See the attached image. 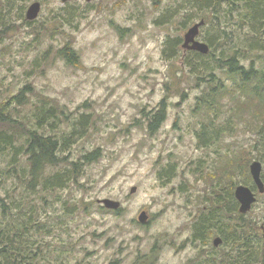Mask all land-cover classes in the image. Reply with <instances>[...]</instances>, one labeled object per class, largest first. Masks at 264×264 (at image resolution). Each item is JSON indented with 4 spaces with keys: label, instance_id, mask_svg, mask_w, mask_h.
Returning a JSON list of instances; mask_svg holds the SVG:
<instances>
[{
    "label": "rangeland",
    "instance_id": "obj_1",
    "mask_svg": "<svg viewBox=\"0 0 264 264\" xmlns=\"http://www.w3.org/2000/svg\"><path fill=\"white\" fill-rule=\"evenodd\" d=\"M35 1L41 4L39 15L27 23L26 9ZM197 1L0 0V108L27 84L53 98L64 115L56 128L43 131L62 143L61 156L78 163L75 181L60 190L36 188L28 195L25 181L16 176L27 173L18 170L26 166L25 156L18 155L14 164L10 151L0 152V194L7 204L0 208V227L23 226L25 213L34 208L25 238L35 264H232L240 250L235 242L226 240L215 224H204L200 236L195 230L216 193L222 203L216 216L220 225L238 220L239 214L224 213L232 202L225 197L238 185L257 197L240 222L256 226L247 233L256 232L249 241L259 242L261 258L264 192L255 189L249 166L259 161L264 176V103L239 92L231 98L234 93L221 86L233 88L226 67L214 66L202 75L192 72L181 57L189 49L181 45V55L168 59L163 54L167 39L180 36L183 42L184 33L201 21V13H188ZM72 6L78 28L66 29L71 36L57 26L48 28L51 15L64 7L73 14ZM204 23L195 39L208 45L203 36L209 25ZM67 37L79 65L57 56ZM215 95H220V107L213 104L212 129L223 128L217 142L203 146L199 139L204 135L198 133L210 118L196 108L198 97ZM27 99L25 106L12 103L9 113L31 124L32 105L38 104L34 93ZM162 100L164 120L150 132L148 118ZM82 116L80 132L64 142L62 134H69L72 121ZM95 149L97 158L85 162V155ZM44 169L45 177L71 167L63 161ZM164 169L169 175L159 178ZM131 187L135 192L130 193ZM103 199L117 201L119 207L106 208ZM13 202L20 207L14 208ZM142 211L145 222L138 219ZM217 237L222 239L219 246L213 245ZM154 246V258L142 261Z\"/></svg>",
    "mask_w": 264,
    "mask_h": 264
},
{
    "label": "trees",
    "instance_id": "obj_2",
    "mask_svg": "<svg viewBox=\"0 0 264 264\" xmlns=\"http://www.w3.org/2000/svg\"><path fill=\"white\" fill-rule=\"evenodd\" d=\"M189 1L191 0H186V2ZM73 10H76V8L72 6L73 14H70L67 13L64 7L61 9V13L56 12L51 15L48 20L50 24L48 28L52 29V26H57L56 28L61 33L71 36V32L66 31V29L75 31L78 28L77 24L73 21L75 18ZM188 13L193 16L201 13V20L205 22V25H209L203 36V39L209 45V51L206 54L195 50H185L182 53L179 48L180 45L182 48V39L178 36L175 39H167L163 50L164 56L171 59L182 53L183 65L199 75L211 71L214 66L218 67L220 65L222 68L226 67L228 71L226 75L233 79L234 84L233 88L228 91V88L221 83L222 81L219 78L224 91L234 93L231 98H235V94L239 92L243 94L242 96L247 95L255 98L257 103L263 105L264 0H198L197 5L193 6ZM188 13L185 14V19H187ZM54 20L57 24L53 22ZM26 22L31 23L32 21L26 19ZM216 48L219 49L217 55H215ZM254 53L259 54L255 55ZM57 56L62 58L67 64L79 65L80 59L78 53L75 51L69 37L65 39L64 45L57 51ZM44 57L45 55H43ZM212 74L210 73L208 76ZM31 86V84H27L22 87L10 98L11 100L6 108H0V152L3 155L5 152L10 151L12 154L11 162L14 164L18 160V155L23 154L25 156L26 166L18 170L25 169L27 173L22 171L16 176L22 177L25 181V191L28 195L35 192L36 188H41L42 190H60L66 186L65 184L68 181H75V177H78L76 174L78 163L76 165L74 161H69L66 157L61 156L62 143L43 131L46 126L56 128L60 116L64 115L63 109L57 105L53 98L34 91ZM30 93L35 94V102L39 105H32L33 122L31 124L22 119H15L9 113L11 104L14 102L17 103V106H25L28 102L27 95ZM211 98L198 97L199 103L196 106L200 111L202 109L203 114L206 112L210 118L207 124L205 122L202 123L200 132L198 133V137L204 135V137L199 139V142L203 146H209L217 142L220 139L221 128H223L221 125H218L212 129V123L216 119V115L213 112L214 109L212 108L215 105L216 108L220 107V95L211 96ZM165 107V101L162 100L157 110L149 116L147 128L150 132L155 131L164 120ZM84 122L83 116L74 119L71 123L69 134L63 133L62 136L64 138L62 140L64 142L72 140L80 132L81 125ZM97 155L98 149H95L85 155L83 160L85 162L94 161ZM261 157L264 159V153H261ZM63 161L71 169L56 171L44 177L45 167H56ZM16 173L17 171L6 175L12 176ZM158 175L159 178H163L169 175V171L164 169ZM261 178H264L262 174ZM1 196L0 194V208L5 209L7 204ZM228 196L232 199L231 207L224 210V213L226 214L230 211L231 214L243 216V214L238 213L239 211L236 210L239 204L234 194H227L225 199ZM209 200L210 206L207 212L202 211L200 214L201 223L196 226L195 236H200L203 230L207 228L204 224L210 226L215 224L222 236L228 241L235 242V246L240 249L235 259L231 261L232 264H264V252H262L261 258L258 253L259 242L249 241V239L256 236V232L253 234L247 233V231H256V226H252L251 222L241 223L242 218L240 216L237 221L231 224H229V221H226L220 225L221 221L216 216L218 215V205L222 204L221 196L216 193ZM12 205L14 208L20 207V204L16 202H13ZM29 208V214L25 213L26 217L23 226H13L10 229L5 226L0 227V264H35L33 251L27 249L29 239L25 238L30 226L34 222V208L32 206ZM2 212L4 211L2 210ZM23 241L27 243L21 247ZM256 242L258 243L257 245ZM157 251L158 248L154 246L149 254L142 257V261H151V257L154 258ZM223 262V260H220V264H224Z\"/></svg>",
    "mask_w": 264,
    "mask_h": 264
},
{
    "label": "water",
    "instance_id": "obj_3",
    "mask_svg": "<svg viewBox=\"0 0 264 264\" xmlns=\"http://www.w3.org/2000/svg\"><path fill=\"white\" fill-rule=\"evenodd\" d=\"M63 3L68 1L75 0H61ZM92 1V0H86ZM25 12V18L29 21L35 20L41 9V4L39 1L33 2L31 5L27 7ZM203 23V20L195 23L192 27H190L185 33L183 38L182 48L195 50L200 53L206 54L209 51V47L206 43L196 40L195 36L198 33L199 26ZM249 172L252 177V180L257 188L258 193L264 192V182L261 178V163L259 161L254 160L249 166ZM136 187L130 188V193L135 192ZM234 197L237 200L239 206L238 211L241 214H245L250 211L252 205L256 202L257 197L254 191L244 185H238L234 191ZM102 205L109 209H117L119 207V202L113 201L111 199H103L101 201ZM140 222H145L147 220V214L145 211H142L138 217ZM264 237V233H263ZM221 243V238L217 237L213 240V245L217 246Z\"/></svg>",
    "mask_w": 264,
    "mask_h": 264
},
{
    "label": "flooded vegetation",
    "instance_id": "obj_4",
    "mask_svg": "<svg viewBox=\"0 0 264 264\" xmlns=\"http://www.w3.org/2000/svg\"><path fill=\"white\" fill-rule=\"evenodd\" d=\"M79 1H80V0L72 1V3H76V2H79ZM81 1H83V2H85V3H87V4H91L92 2H94V1H85V0H81ZM262 234H263V233H262ZM221 243H222V239H221ZM221 243H220V244H221ZM220 244H219V245H220ZM219 245H218V246H219Z\"/></svg>",
    "mask_w": 264,
    "mask_h": 264
}]
</instances>
